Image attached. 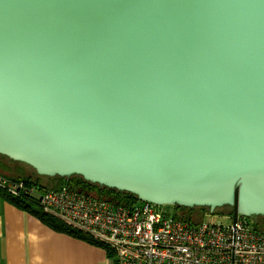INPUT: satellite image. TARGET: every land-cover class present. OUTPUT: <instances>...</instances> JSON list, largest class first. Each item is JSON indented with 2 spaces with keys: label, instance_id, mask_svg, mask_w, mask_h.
I'll use <instances>...</instances> for the list:
<instances>
[{
  "label": "water",
  "instance_id": "1",
  "mask_svg": "<svg viewBox=\"0 0 264 264\" xmlns=\"http://www.w3.org/2000/svg\"><path fill=\"white\" fill-rule=\"evenodd\" d=\"M0 155L264 216V0H0Z\"/></svg>",
  "mask_w": 264,
  "mask_h": 264
},
{
  "label": "built area",
  "instance_id": "2",
  "mask_svg": "<svg viewBox=\"0 0 264 264\" xmlns=\"http://www.w3.org/2000/svg\"><path fill=\"white\" fill-rule=\"evenodd\" d=\"M0 189L30 197L102 243L112 264H264V229L252 217L181 219L147 201L118 202L79 186L45 188L2 175Z\"/></svg>",
  "mask_w": 264,
  "mask_h": 264
},
{
  "label": "crops",
  "instance_id": "3",
  "mask_svg": "<svg viewBox=\"0 0 264 264\" xmlns=\"http://www.w3.org/2000/svg\"><path fill=\"white\" fill-rule=\"evenodd\" d=\"M0 264L112 262L102 247L52 229L0 194Z\"/></svg>",
  "mask_w": 264,
  "mask_h": 264
},
{
  "label": "trees",
  "instance_id": "4",
  "mask_svg": "<svg viewBox=\"0 0 264 264\" xmlns=\"http://www.w3.org/2000/svg\"><path fill=\"white\" fill-rule=\"evenodd\" d=\"M0 159L9 160L8 158L2 155H0ZM50 178L57 180L54 182L56 184L53 186L52 189L58 188L62 184H68L70 186H79L80 188L85 189L87 191L95 192L96 196L104 197V198L118 201V202L128 203V202H134L137 200L136 197L131 193L122 192V191H118L115 189H110L107 187L99 186L97 184L89 183L83 180L82 177L79 175H71L69 177L54 176ZM14 179H21L28 185L35 184V183L39 185L38 180L36 178H32L31 176H27V175H23V176L21 175L20 177H16ZM0 194L6 200L14 204L15 206L39 218L43 223H45L52 229L59 231V232H64L76 238H79V239L88 241L90 243H93L95 245H98L105 250V253L107 254L108 257L111 256L109 251L106 249V247L102 243L97 242L90 235L62 222L56 216L43 211L39 207L37 202L31 199L30 197L24 194L13 196L2 189H0ZM171 210L173 214H175V216L181 219H193L194 218L196 220L200 219L208 212V209L206 207L187 208V207H181V206H176V205L171 206ZM181 210H186V212L183 213L181 212ZM253 219L255 220L256 225L264 229V216H256V217H253Z\"/></svg>",
  "mask_w": 264,
  "mask_h": 264
},
{
  "label": "rangeland",
  "instance_id": "5",
  "mask_svg": "<svg viewBox=\"0 0 264 264\" xmlns=\"http://www.w3.org/2000/svg\"><path fill=\"white\" fill-rule=\"evenodd\" d=\"M0 175L5 176V177H19L23 175L31 176L32 178H36L38 180V183L40 186H43L45 188H53V186L56 183H49L46 182L45 176H39L37 175L31 167H29L26 164L20 163V162H14L10 160H2L0 159ZM158 209H163L170 211V214H172V210H169V206L167 205H156ZM230 208L229 207H220L216 208L212 214H207L204 215L205 219H211L215 222H221V223H226L227 222V214L229 212Z\"/></svg>",
  "mask_w": 264,
  "mask_h": 264
},
{
  "label": "flooded vegetation",
  "instance_id": "6",
  "mask_svg": "<svg viewBox=\"0 0 264 264\" xmlns=\"http://www.w3.org/2000/svg\"><path fill=\"white\" fill-rule=\"evenodd\" d=\"M45 181L46 182H49V183H52V182H55L57 180L56 179H53V178H50V177H46ZM91 193L95 195V192H91ZM181 212L184 213V212H186V210H181Z\"/></svg>",
  "mask_w": 264,
  "mask_h": 264
}]
</instances>
